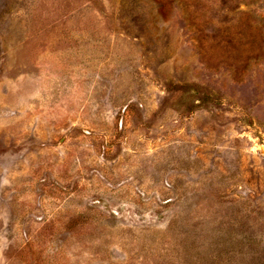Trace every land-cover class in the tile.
<instances>
[{"label":"rangeland","instance_id":"obj_1","mask_svg":"<svg viewBox=\"0 0 264 264\" xmlns=\"http://www.w3.org/2000/svg\"><path fill=\"white\" fill-rule=\"evenodd\" d=\"M0 264H264V0H0Z\"/></svg>","mask_w":264,"mask_h":264}]
</instances>
